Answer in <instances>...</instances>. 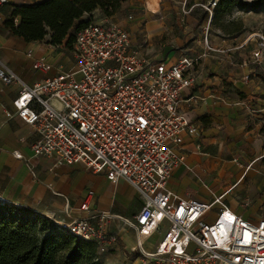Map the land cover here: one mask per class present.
<instances>
[{"label": "built area", "instance_id": "1", "mask_svg": "<svg viewBox=\"0 0 264 264\" xmlns=\"http://www.w3.org/2000/svg\"><path fill=\"white\" fill-rule=\"evenodd\" d=\"M217 1L209 3L210 17ZM203 41L211 49L207 37ZM250 41L254 59L263 60L264 33L249 35L245 43ZM143 43L102 16L76 31L71 48L56 46L75 72L60 68L27 86L9 68H0V85L20 86L13 106L37 134L31 146L36 157L78 163L111 183L125 181L142 203L132 219L104 213L74 218L67 206L70 221L55 224L92 242L98 255L117 243L109 228L116 219L137 235V264H264V204L259 217H243L224 203V195L183 199L167 189L180 161L173 149L182 143L181 133L197 132L180 103L181 90L194 84L200 58L152 59L142 52ZM33 69L46 72L50 65L36 60ZM91 198L92 192L83 197L81 211L89 210ZM157 235L145 247L143 241Z\"/></svg>", "mask_w": 264, "mask_h": 264}, {"label": "crops", "instance_id": "2", "mask_svg": "<svg viewBox=\"0 0 264 264\" xmlns=\"http://www.w3.org/2000/svg\"><path fill=\"white\" fill-rule=\"evenodd\" d=\"M40 1L0 2V68H9L27 86L54 76L60 68L75 71L70 57L59 48L44 40L26 42L5 29L13 6ZM209 1L156 0L157 12L153 13L148 6L152 0H126L110 19L145 41L141 50L147 57L165 61L183 55L200 58L194 84L181 90L180 103L197 132L181 133L182 143L173 149L180 161L169 175L167 189L183 199L211 201L224 195V203L234 212L256 217L244 213L241 205L259 209L264 204V59H254L252 41L233 46L237 38L213 34L210 18L204 24L194 19L197 6L204 7ZM95 16V21L102 18L99 10ZM174 16L180 31L170 26ZM240 49L244 52L236 53ZM36 60L50 69L34 70ZM19 89L17 84L0 85L1 202L31 209L54 223L70 221L64 214L67 206L74 218L104 213L132 219L142 203L125 181L111 183L78 163L34 155L31 146L37 134L16 115L13 106ZM6 111L13 115L7 117ZM88 192L92 198L89 210L83 212L79 205ZM244 192L261 196L249 206L247 200H239ZM109 228L117 234V243L98 258L104 264H137L135 231L116 219L110 220ZM157 238L143 243L151 248Z\"/></svg>", "mask_w": 264, "mask_h": 264}, {"label": "trees", "instance_id": "3", "mask_svg": "<svg viewBox=\"0 0 264 264\" xmlns=\"http://www.w3.org/2000/svg\"><path fill=\"white\" fill-rule=\"evenodd\" d=\"M126 0H41L32 5L12 7L4 27L26 42H41L71 48L76 31L92 22L93 12L112 17ZM238 4V0H218L211 23L220 22ZM264 0H254L256 8ZM88 21H83L84 16ZM17 19V21H16ZM240 32L236 27L229 35ZM0 264H104L92 242L78 239L58 227L51 219L31 209L0 201Z\"/></svg>", "mask_w": 264, "mask_h": 264}, {"label": "rangeland", "instance_id": "4", "mask_svg": "<svg viewBox=\"0 0 264 264\" xmlns=\"http://www.w3.org/2000/svg\"><path fill=\"white\" fill-rule=\"evenodd\" d=\"M213 1L210 0L209 3ZM254 0H238V4L237 6L228 14L224 15L220 22L218 23H211V17L209 12L207 11V8H209V3L208 5H205L204 7L201 5H198V9L194 11V13H192V16L194 17L195 20L198 21L199 24H204L205 20L208 21V19L210 18V30L213 31V34H217L220 36H234L235 38H237L234 42L233 46H237L238 44H240L241 42H244L249 35L253 34V33H264V5L256 7V8H252L250 5L253 3ZM172 4H174V2H171ZM205 4V2H204ZM186 5H188L186 3ZM100 13V12H99ZM101 15V14H100ZM213 15V12H212ZM98 16H95V12H93L92 16L90 17V20L95 21L97 19ZM83 21H88L89 20V16L85 15ZM176 17L174 16L173 18V23L170 26L173 28V30H177L180 31V29L176 28ZM236 27H240V32H238L237 34H233V35H229L226 32H230L231 30L235 29ZM50 36L47 35L44 39L45 43L47 44V42L49 41ZM251 43H254V41H252ZM57 50V49H56ZM65 54H67L65 51H63ZM241 52L243 53L244 50L240 49L239 51H236V53ZM75 72V71H74ZM239 200H247L250 205H252L254 202H256L255 200L259 199V197L261 196L260 193H249V192H244L242 195H239ZM241 209L243 210L244 213L251 212L255 215H257V217L260 216V214H262L261 210L259 209H254V208H249L246 205H241ZM145 247L149 248V245L145 244Z\"/></svg>", "mask_w": 264, "mask_h": 264}, {"label": "bare ground", "instance_id": "5", "mask_svg": "<svg viewBox=\"0 0 264 264\" xmlns=\"http://www.w3.org/2000/svg\"><path fill=\"white\" fill-rule=\"evenodd\" d=\"M149 9L153 12V13H156L157 12V2L156 0H152V2L149 3ZM0 201H3L0 199ZM217 201H220V199H217ZM218 203V202H216Z\"/></svg>", "mask_w": 264, "mask_h": 264}]
</instances>
